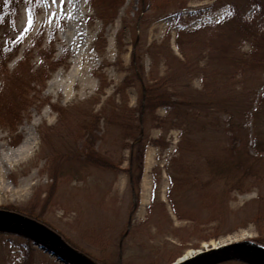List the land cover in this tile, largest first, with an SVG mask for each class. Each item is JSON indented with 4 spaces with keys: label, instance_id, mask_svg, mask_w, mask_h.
Listing matches in <instances>:
<instances>
[{
    "label": "rangeland",
    "instance_id": "rangeland-1",
    "mask_svg": "<svg viewBox=\"0 0 264 264\" xmlns=\"http://www.w3.org/2000/svg\"><path fill=\"white\" fill-rule=\"evenodd\" d=\"M36 1L38 9L31 26H26V9L20 5L13 25L7 28L8 34L0 37L2 42L7 36L20 39L18 52L8 61L7 68L13 69L22 59L23 49L30 45L31 37L39 30L43 32L44 42L52 32L55 33L54 55H62L60 59L64 66H58L39 83L31 82L29 104L22 115L18 119L12 117V124H0V208L17 206L38 212L72 244L82 247L96 260L111 264H168L176 260L179 253L181 256L192 255L216 245L252 243L251 239L258 233L251 221L230 232L208 237L212 232L211 223L206 221L201 200L205 191H210L211 182V192L229 197L228 205L233 213H229L232 215L222 221L223 224L233 226L241 217L249 216L257 194L264 192V175L259 170L264 167V160L253 164L258 167L252 170L253 184L243 191L229 190L228 177L222 176L220 170L219 175L214 172L226 155L224 147L228 143V133L222 128L206 125L203 119L191 122L182 135V128L146 125L143 133L147 135V143L140 166L143 169L140 173L134 159L133 172L134 175L139 172V178L132 186L125 170L129 150L118 149L113 142L115 126L105 132L102 120L91 138L95 137V147L108 153L114 161L120 160L119 169L93 167L85 161L79 163L74 157H67L84 141L82 125L88 124L90 119L81 109L98 111L108 98L127 106L137 104L139 84L134 85L132 81L131 85L117 91L123 77L130 73L134 49L140 54L138 65L144 70L143 78L158 77L167 70L161 50L167 49L170 55L183 61L182 43L178 39L181 41L191 35L197 37V41L204 39L209 44L207 49L192 48L200 51L193 54L196 64L217 67L214 78L220 80L224 74L220 81L232 85L234 94L230 97L234 100L245 98V86L262 85L263 57L259 60L257 53L256 56L252 55L254 52L250 53L251 41H235L239 39L233 20L237 14L232 13L230 0H182L181 11L172 10L176 4L171 1H168L169 10L166 11L159 6L150 7L149 2L141 9L139 0H64L62 5L60 0L55 3L53 0ZM237 2L238 15L250 16L254 6L247 0ZM111 3H115V9ZM210 38L216 40L212 43L208 41ZM187 47L184 44V48ZM149 48L154 51L148 53ZM236 52L234 60L239 62L238 57H242L244 62L227 60ZM221 54L227 59L219 65ZM39 61L36 49H33L28 63L35 68ZM233 63L240 69V74L230 72L235 69ZM202 79L203 73L198 70L187 73L181 83L201 90ZM262 92L261 88L255 90L251 93L252 98H260ZM210 94L217 100L226 98L221 92ZM260 106L261 113L254 117L255 125L247 122L245 139L252 155L256 152L249 146L251 137L256 132L264 136V103ZM58 107L64 108L60 116ZM156 114L163 117L165 110L159 107ZM66 118L70 126L65 129L67 133L60 125ZM40 130L47 140L43 141ZM158 137L165 144L152 142ZM58 165L69 174L63 172L58 177L56 191L45 200L48 183L52 180L50 173L55 172ZM77 167L78 173L75 172ZM184 172L190 176L175 181L174 187L170 177L175 179ZM171 204L183 218L173 215L168 206ZM15 240L17 238L11 236L8 242H0V264L21 262V251ZM32 247L30 264H63L38 247ZM255 247L264 251V246ZM96 262L94 264H101Z\"/></svg>",
    "mask_w": 264,
    "mask_h": 264
},
{
    "label": "trees",
    "instance_id": "trees-1",
    "mask_svg": "<svg viewBox=\"0 0 264 264\" xmlns=\"http://www.w3.org/2000/svg\"><path fill=\"white\" fill-rule=\"evenodd\" d=\"M168 1L173 2V5L176 4L172 10L176 8L175 10L181 11L183 8L182 0H139V3L141 9L144 8L146 5L145 3L149 2L150 7L155 5L156 7L159 6L158 8H161L162 11H166L169 10L167 9ZM247 1L250 6L253 5L254 7L253 9L251 8V15L245 18L238 15L236 12L239 6L237 0L229 1L232 13L237 14L233 20H235L236 23L235 31L239 34V39H235V41L242 39L251 41V47L249 49L250 53L254 52L252 55L257 53L258 56H254L258 57L259 60L263 57L264 60V0ZM20 5H23L26 9L27 20L31 18L33 23L34 14L38 9V2L36 0H0V37H4L8 34L7 28L13 25ZM114 6L115 3H111L113 9H115ZM54 35L55 33L52 32L51 36H49L44 42L42 30L36 32V34L31 37L30 45L23 49L22 59L19 60L16 63V66L11 70L7 68V63L18 52L20 39L13 36H7L3 42L0 40V124L6 126L7 123L12 124L14 122L12 117L13 119H18V117L22 115L23 110L26 109L29 104L28 97H30L31 82H41L51 71L60 66V58L62 55L59 54L56 57L54 55ZM196 39L197 37L191 35L181 41L178 39V42L182 43L183 61H179L174 56L170 55L167 49L166 51L165 49H162V56L165 58L163 60L167 65V70L162 76L159 75L158 77L151 75L150 78H143L144 70L141 65H138L140 54H136L134 49L131 54V63L129 67L130 73L123 77L117 91L120 92L124 87L131 85L132 81H134V85L139 84L140 93L137 104L135 106H127L125 103H115L112 99L108 98L98 111H93L92 108L81 109L80 111L86 112L90 119L88 124L82 125L84 141L81 146H78L79 148L73 153L74 155L70 154L67 155V157H74L76 161L79 160V163L85 161L88 165L93 167H106L115 171L119 169L118 165L120 160L117 162L114 161L112 157H109L108 153L95 147V137L93 139L91 138L95 135L94 130L102 120L106 128L105 132L111 126H115L116 136L113 142L118 149L125 147L129 150L128 167L125 170L127 171L129 184L132 186L134 184L133 181L137 182L139 178V172L136 173V175H134L133 172L134 159H136V166L140 169L142 154L144 152L145 144L147 143V135L143 133L145 126L148 124H155L159 127L165 125V128L178 127L182 128V135L185 134L183 129H189L188 125L194 120L200 118L204 120L206 125L215 128H222L228 133V135L226 134L228 143L226 144V147H224L226 155L218 165L217 170H214V172L219 175L218 171L220 170L222 176L228 177L226 184H228L227 187L229 190L243 191L245 188H248L249 185L253 184L251 179L254 178V176L251 175L252 170L258 169V167L253 164H257L264 160V136H260V134L256 132V135H253L250 139L249 146L254 152H256V155H252L247 148V140L245 139V136L248 135V132L246 131L247 122L250 121V125H255L256 118L254 117H256L258 113H261L259 112V109H261L260 105L264 103V80L261 83L262 85L251 84L245 86L243 89L245 98L234 100L230 97L234 94L231 87L232 85L220 81L221 76H224V74L220 76V80L214 78L217 67H210L207 64L198 66L196 64L193 54H199L200 51L192 48H195L196 46L202 47L201 49H207L209 46L207 40L204 41L203 39L202 41H197ZM214 40H216V38L208 39V41L212 43ZM184 44L189 47L184 48ZM235 45L238 44L235 42ZM33 49H36V54L40 59L35 68L28 63V58ZM152 51L154 50L151 48L148 49V53H151ZM145 52H147L146 49ZM237 53L238 52L230 54V60L227 59L226 55L221 54V62L219 65H222L223 62L226 63V59L229 62H231L232 59L235 63L234 56ZM151 58L155 61L154 56H151ZM238 58L240 61L236 63H242L245 61L242 57ZM234 63L233 66L235 69H231L230 72H238L240 74L241 71H238L240 69L235 66ZM198 70L203 73L201 90L191 89L187 84L181 83L182 81H185L187 73H197ZM260 71L264 72V65ZM180 76L182 77L180 78ZM147 79H150V81H147ZM256 82L257 79H255V83ZM260 88L263 89L261 97H256V99L254 97L253 99L251 93ZM214 91L221 92L226 98H223L222 100L212 98L210 93ZM122 100V102H124V99ZM253 101L255 104L254 106ZM159 107L165 110L163 117L156 114V109ZM63 109L64 108L60 107L56 109L59 116L64 113ZM60 125H62V130L67 133L68 131L65 129L70 127L68 119L66 118V120ZM243 129L244 132L242 131ZM254 129L255 127H252V130ZM39 132L43 141L47 140V136L45 137V135H43V130H40ZM97 137L102 138L101 136ZM152 142L158 144L159 142H162V139L158 137ZM162 144H165V142L163 141L160 145ZM103 150L107 151L106 148ZM210 163H207V165L212 168ZM78 168L79 167L75 168L76 173L79 172ZM259 170H261L264 175V167H260ZM63 172L69 174V172H67L61 165L56 167L55 172L51 171L50 177L52 180L48 183L45 200H49L56 191V181ZM186 176H190V174L188 172L180 173L175 179L170 177V182L175 187V181L180 182V179L182 177L185 178ZM188 179L190 178H186L185 180ZM185 180L183 186L186 184ZM209 184L210 191H205L207 196L205 195L204 197L203 195L201 200L203 208H205L204 215H206V221L207 223H211L210 230L212 232L208 237H216L220 233L224 234L225 232H230L239 226H243L247 221H251L256 227L258 235L254 239H251L250 242H252V244L254 243L256 245L264 246V228L262 227L264 217V192H259L257 194V197L254 199V208L249 216L241 217L232 226L222 223L225 219L230 218L232 214L229 215V213H233L231 209H229V197L211 192L212 183L209 182ZM167 194L169 195V190ZM167 198L168 201L171 202L170 198ZM171 206L176 217L180 219L183 218L181 213L172 204ZM8 208L21 212L26 216L34 218L54 228L34 210L26 208L21 209L17 206ZM188 218L192 219L191 216H188ZM2 236L5 237L4 239H0V242L2 240L8 242L11 236L17 238L14 243L20 249L22 257L21 262L18 264H30L32 262L34 247H32L28 239L26 240L18 235L0 231V237ZM68 242L72 244L70 240H68ZM72 245L87 258L93 257L82 247H77L74 244ZM173 258H175V256ZM97 261L101 264H111L100 260Z\"/></svg>",
    "mask_w": 264,
    "mask_h": 264
},
{
    "label": "water",
    "instance_id": "water-1",
    "mask_svg": "<svg viewBox=\"0 0 264 264\" xmlns=\"http://www.w3.org/2000/svg\"><path fill=\"white\" fill-rule=\"evenodd\" d=\"M0 228L31 238L34 244L65 264H92L55 232L25 216L0 212ZM235 258L245 260L250 264H264V259L258 257L247 242L231 243L196 253L190 258L174 264H214L225 259Z\"/></svg>",
    "mask_w": 264,
    "mask_h": 264
},
{
    "label": "bare ground",
    "instance_id": "bare-ground-1",
    "mask_svg": "<svg viewBox=\"0 0 264 264\" xmlns=\"http://www.w3.org/2000/svg\"><path fill=\"white\" fill-rule=\"evenodd\" d=\"M61 53H62V51H61ZM62 54H65V51H63V53ZM60 66H64L63 64H61L60 63ZM142 169L143 168H140V173H142ZM169 206V209H170V211L173 213V215L176 217V215H175V213H174V210H173V208H172V206L171 205H168ZM177 218V217H176ZM180 219V218H179ZM220 235H221V233H220ZM60 238L64 241V242H66V243H68L69 245H70V243L68 242V239L62 234V233H60ZM223 245H225V244H223ZM223 245H216V246H212V249H214V248H216V247H220V246H223ZM227 245V244H226ZM256 245H254V244H250V248L252 249V251L254 252V253H256L257 255H258V257H260V258H262V259H264V251H262V250H259V249H256V247H255ZM206 249H204V251H205ZM200 251V250H199ZM178 256H176L177 258L176 259H178L177 261L179 262V261H182L183 259H185V258H187L189 255L188 254H186V255H184V256H181L180 255V253L179 254H177ZM88 260L89 261H91V263L92 264H94V263H96V259H95V257H91V258H88ZM174 260H172V261H170L169 263H171V262H173ZM62 262V261H61ZM227 262H234V263H237V264H239V263H246V264H250L249 262H247V261H245V260H242V259H225V260H222V261H219V262H217V263H214V264H225V263H227ZM63 263V262H62ZM63 264H65V263H63Z\"/></svg>",
    "mask_w": 264,
    "mask_h": 264
},
{
    "label": "snow or ice",
    "instance_id": "snow-or-ice-1",
    "mask_svg": "<svg viewBox=\"0 0 264 264\" xmlns=\"http://www.w3.org/2000/svg\"><path fill=\"white\" fill-rule=\"evenodd\" d=\"M55 2H56V0H53V3H55ZM63 2H64V0H60L61 5L63 4ZM31 23H32V20H31V18H29V19L26 21V26H27V27H30V26H31Z\"/></svg>",
    "mask_w": 264,
    "mask_h": 264
}]
</instances>
